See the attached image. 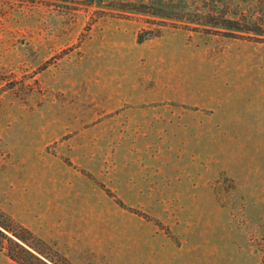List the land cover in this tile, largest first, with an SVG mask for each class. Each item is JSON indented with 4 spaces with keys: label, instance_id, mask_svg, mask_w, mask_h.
Listing matches in <instances>:
<instances>
[{
    "label": "rangeland",
    "instance_id": "374dc122",
    "mask_svg": "<svg viewBox=\"0 0 264 264\" xmlns=\"http://www.w3.org/2000/svg\"><path fill=\"white\" fill-rule=\"evenodd\" d=\"M0 210L70 264H264V0H0Z\"/></svg>",
    "mask_w": 264,
    "mask_h": 264
},
{
    "label": "trees",
    "instance_id": "16d2710c",
    "mask_svg": "<svg viewBox=\"0 0 264 264\" xmlns=\"http://www.w3.org/2000/svg\"><path fill=\"white\" fill-rule=\"evenodd\" d=\"M230 28L238 30L235 27ZM40 245L47 252L40 249L38 247ZM51 251L52 249L41 239L35 237L30 230L0 210V253L4 252L16 264H70L64 256L58 253L55 255L59 260H54L49 255Z\"/></svg>",
    "mask_w": 264,
    "mask_h": 264
}]
</instances>
